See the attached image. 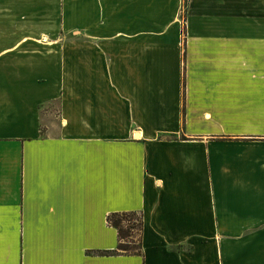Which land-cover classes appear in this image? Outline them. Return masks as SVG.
<instances>
[{
	"label": "crops",
	"instance_id": "1",
	"mask_svg": "<svg viewBox=\"0 0 264 264\" xmlns=\"http://www.w3.org/2000/svg\"><path fill=\"white\" fill-rule=\"evenodd\" d=\"M58 43L0 51V264H264V0H0Z\"/></svg>",
	"mask_w": 264,
	"mask_h": 264
},
{
	"label": "trees",
	"instance_id": "2",
	"mask_svg": "<svg viewBox=\"0 0 264 264\" xmlns=\"http://www.w3.org/2000/svg\"><path fill=\"white\" fill-rule=\"evenodd\" d=\"M185 29L183 28V32ZM134 215H138L139 219L137 221V225L131 224L130 221ZM108 223L116 228L118 243L114 250L104 251V253L110 252L113 254H141V241L131 242L127 239L131 235V229L134 228L139 231L141 234L142 230V214L139 211H121L114 212L108 215L107 217Z\"/></svg>",
	"mask_w": 264,
	"mask_h": 264
},
{
	"label": "rangeland",
	"instance_id": "3",
	"mask_svg": "<svg viewBox=\"0 0 264 264\" xmlns=\"http://www.w3.org/2000/svg\"><path fill=\"white\" fill-rule=\"evenodd\" d=\"M57 33H58L57 34L58 36H64V37L74 35V34H71L70 32H66L65 30L63 31L62 29L60 31H57ZM20 47L22 49H25V52H28V53H32L33 51L39 53L41 55L42 59H48L49 55L51 54L52 55L51 58H53V59L55 58L58 60L57 62L62 63L65 56L60 55V53H64L63 50L67 46L64 44H60V43H58L56 45H40V46H28V45L27 46H0V51L1 50L4 51L8 48H10V49L14 48L15 49V48H20ZM51 48H52V51L50 50ZM50 51H51V53H50ZM55 105H56V103H55ZM138 219H139L138 215H134L133 218L131 219L130 223L137 225ZM139 239H140L139 231L137 230V228L136 229L132 228L131 229V235L127 240L137 243Z\"/></svg>",
	"mask_w": 264,
	"mask_h": 264
}]
</instances>
